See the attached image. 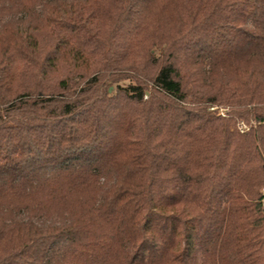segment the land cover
I'll return each mask as SVG.
<instances>
[{"label": "trees", "instance_id": "obj_1", "mask_svg": "<svg viewBox=\"0 0 264 264\" xmlns=\"http://www.w3.org/2000/svg\"><path fill=\"white\" fill-rule=\"evenodd\" d=\"M262 188L264 0H0V264H264Z\"/></svg>", "mask_w": 264, "mask_h": 264}, {"label": "rangeland", "instance_id": "obj_2", "mask_svg": "<svg viewBox=\"0 0 264 264\" xmlns=\"http://www.w3.org/2000/svg\"><path fill=\"white\" fill-rule=\"evenodd\" d=\"M219 113H221V115H223V114L226 113V111H224V110L221 109V110H219ZM242 124H243L242 122L238 124V126H239L238 128L239 129H244V126ZM261 192L264 193L263 188L261 189Z\"/></svg>", "mask_w": 264, "mask_h": 264}, {"label": "built area", "instance_id": "obj_3", "mask_svg": "<svg viewBox=\"0 0 264 264\" xmlns=\"http://www.w3.org/2000/svg\"><path fill=\"white\" fill-rule=\"evenodd\" d=\"M264 190V189H263Z\"/></svg>", "mask_w": 264, "mask_h": 264}]
</instances>
